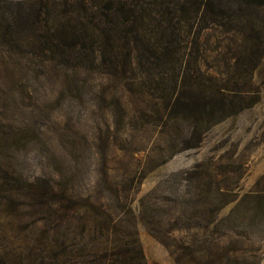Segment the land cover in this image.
<instances>
[{"label": "rangeland", "instance_id": "374dc122", "mask_svg": "<svg viewBox=\"0 0 264 264\" xmlns=\"http://www.w3.org/2000/svg\"><path fill=\"white\" fill-rule=\"evenodd\" d=\"M193 1L0 0V264H264V4Z\"/></svg>", "mask_w": 264, "mask_h": 264}, {"label": "trees", "instance_id": "16d2710c", "mask_svg": "<svg viewBox=\"0 0 264 264\" xmlns=\"http://www.w3.org/2000/svg\"><path fill=\"white\" fill-rule=\"evenodd\" d=\"M254 1H259L262 2L264 4V0H254ZM195 2V4H202V0H195L193 1ZM194 5V3H192ZM178 4H172V8L170 9V16H171V21H170V30L172 31V36L171 37V41L170 43L172 45H176L180 46L181 45V38H180V33H181V29H182V25H183V19H182V15L184 14V5H182L178 10L176 9ZM211 12H213L214 14H216L214 12L213 9H211ZM223 13V12H221ZM109 14H112V12H110ZM139 31L141 32V29L138 28ZM137 29V31H138ZM176 33V34H175ZM178 49H180L178 47ZM156 60L157 62H163L167 57L165 54H156ZM107 262L109 264H115V263H120V264H145L144 263V259L142 256H140V253H138V251L134 252L133 254H131L130 252H123L121 255L120 254H113L112 258H108L106 259Z\"/></svg>", "mask_w": 264, "mask_h": 264}]
</instances>
